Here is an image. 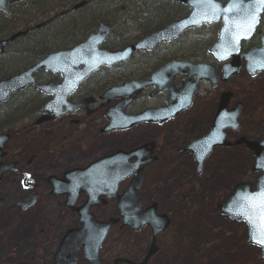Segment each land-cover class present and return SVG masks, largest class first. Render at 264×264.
<instances>
[{
    "label": "rangeland",
    "instance_id": "374dc122",
    "mask_svg": "<svg viewBox=\"0 0 264 264\" xmlns=\"http://www.w3.org/2000/svg\"><path fill=\"white\" fill-rule=\"evenodd\" d=\"M155 2L157 0L102 2L107 4V8L111 4V10L114 5L118 7L110 41L121 44L123 40L136 36L138 31L135 30L134 21L146 5L144 3L153 8ZM174 7L171 9L179 11L178 7ZM55 10L54 6H50L45 9L46 13L43 11L45 15L38 19L34 17L41 15L32 13L31 25L52 16ZM218 26L215 23L190 30L184 34L181 42L170 49L161 48L154 57L184 55V50H177L182 47L178 48L181 44L185 48L196 46L194 50H198V55H206L204 50L215 38ZM87 32H77L76 39L81 40ZM142 63L144 58L139 56L118 69H107L95 74L76 92L73 99L90 94L97 96L96 91L101 93L112 84L120 83L125 76L131 78L136 66ZM38 78L46 81L49 75L40 72ZM205 88H209L208 85ZM200 90L203 91L204 87ZM222 90L232 94L229 107L237 102L242 104L240 128L231 133L228 141L231 146L216 147L197 174V166L189 150L181 151L178 155L175 152L185 147L194 135L207 130L217 101L215 96ZM162 99L163 96L156 97L147 103L153 106ZM95 106L96 110L85 118L84 126L61 124L58 131L49 135L38 130L11 133L5 152L19 156L22 175H5L0 181V264H53L63 234L78 226V215L64 205V196L51 194L46 181L49 174L60 175L65 169L85 166L114 149H127L152 137L160 160L151 167L144 185L139 189V195L143 206L150 201L155 202L157 211L167 214L170 224L157 237V251L147 264H264L261 249L248 243L245 224L228 219L218 209V203L235 184L252 183L258 174L251 169L253 152L239 140L252 142L264 136V75L250 78L242 71L229 83L219 85L212 92V99L206 97L205 93L197 95L191 116L176 120L172 126L149 130L140 128L102 136L99 132L103 108H99L98 103ZM72 117L80 118L78 115ZM29 156H33L32 162L27 164ZM33 192L38 193L36 202L25 211H20L17 199ZM114 203L109 201L100 208H92L91 212L98 220L104 221L116 215ZM128 229L119 230L118 224L112 226L99 251L103 264H111L115 258H142L150 241V233L146 227L138 233ZM77 264H85L81 256Z\"/></svg>",
    "mask_w": 264,
    "mask_h": 264
},
{
    "label": "water",
    "instance_id": "95a60500",
    "mask_svg": "<svg viewBox=\"0 0 264 264\" xmlns=\"http://www.w3.org/2000/svg\"><path fill=\"white\" fill-rule=\"evenodd\" d=\"M168 1L187 6L189 10L186 16L172 20L134 43L117 50L101 47L110 34L111 26L100 20L95 30L89 32L82 41L71 48L48 52L25 69L0 79V103L6 102L12 95L28 86H33L35 90L49 97L43 104L41 115L34 122L35 125L48 119L74 113L80 109H85L89 114L92 111L89 110V105L95 101L93 96L84 97L76 102L70 101L69 96L101 67H111L124 63L135 52L150 51L161 43L173 41L188 29L219 20L221 24L217 31V38L209 46L208 52L218 61L230 60L221 67L222 79H228L243 68H246L251 76L264 71V34L260 36L261 48H252L245 54H238L240 42L249 39L258 26L264 5L255 2V0H243L244 12L237 13L221 11V9L232 7L229 0H226L225 3L215 0V8L206 3L197 2V0ZM15 2L26 3V0H0V11L8 13L9 6ZM85 3L82 1L74 7L83 6ZM250 3H254L256 22L250 30L245 31L233 25L232 21L238 20L243 14L253 11L252 8L248 7ZM26 32V30L16 31L0 39V55L12 41L23 37ZM242 59L245 60L244 65L241 64ZM39 71L49 73L50 78L45 82L37 81L36 74ZM182 73H185L184 81L182 86L176 88L173 79ZM57 76H59V81H57ZM192 78H194L193 81H191ZM205 79L209 80L211 85H215L217 81L216 69L208 63L185 60L170 61L160 66L151 74L149 79H131L105 89L98 99L104 100L107 104L117 100L108 107L105 114L109 119L106 130L128 129L141 121L161 123L173 115L175 111H180L189 106L193 94L199 88L200 81ZM151 85L155 88L152 94L162 90L167 92L166 105L156 109L148 108L138 115L126 113V107L141 94L144 88ZM231 96V92L228 91L221 94L217 113L210 130L191 140L183 148L189 149L194 154L198 171L201 170L203 161L214 147L231 145L225 140L226 129L229 128L231 132H236L240 128L238 117L242 104L237 102L233 108L227 110L226 106ZM173 109V113H167ZM158 117L161 119L158 120ZM8 139V133H0L1 158L4 156L3 149ZM241 142L245 143L247 149L253 152L252 171L260 172V174L254 178L253 183L239 182L235 184L224 200L219 203L218 209L224 216L236 221H243L246 224L248 242L260 247L261 256L264 257V247L253 239V236L257 235L256 229L249 224L244 216L236 214L237 206L243 202L242 197L256 194L264 188V138L252 142L241 139L239 143ZM146 144L127 150L116 149L92 160L83 167H74L64 171L61 179H57L53 175L48 176L47 181L52 182L54 189L52 193L55 195L67 194L66 205L72 209H74L79 194L81 192L87 194L85 202L75 209L79 214L81 226L68 229L64 233L55 254L54 264H76L80 250L83 251L88 264H102L101 259L98 258V251L111 226L118 222H121V226H127L133 231L148 226L151 230V240L142 260L132 261L127 258H116L112 264H147L149 258L157 250L156 238L166 230L169 219L166 214L156 211V203L154 202L143 209L141 207L137 189L140 185L142 169L151 161L141 160L145 156L143 150ZM152 144L149 143L150 146ZM15 164L16 162L8 163L0 160V179L5 172L15 171ZM129 176H137L136 181H132L120 195H117L119 183ZM100 196L118 200L116 206L118 217H111L107 221H98L94 218L89 209L92 206H100L106 203V200ZM36 197V193L20 197L18 204L26 209L34 204ZM13 264L27 263L15 262Z\"/></svg>",
    "mask_w": 264,
    "mask_h": 264
},
{
    "label": "flooded vegetation",
    "instance_id": "af4514ba",
    "mask_svg": "<svg viewBox=\"0 0 264 264\" xmlns=\"http://www.w3.org/2000/svg\"><path fill=\"white\" fill-rule=\"evenodd\" d=\"M33 1H35V0H27L25 4H23L21 2L14 3L10 7V10H14L16 8H20V9H22V8H29L30 5H31V3ZM38 1L39 2H43L44 0H38ZM54 1H55L54 7L56 9L55 11L56 12H59V14L52 15V16L46 18L45 20H43L40 23L36 24L35 25L36 27H39L40 28L43 25L48 24L50 22H55V21H57L59 19L65 18V17H71L73 14L75 15L76 12H79L82 9V7L77 8V9H74L73 8V6L76 3H78V2H80L82 0H69V1L68 0H63L62 2H60L61 0H54ZM87 1L88 2L89 1H93L92 3H94V4L95 3H99V6L102 8L101 0H87ZM103 1H105V2L108 3V1H110V0H103ZM87 5L88 4H86L85 6H87ZM110 6H111V4L109 5V8H110ZM175 6L178 7V5H175ZM179 6H180V7H178L179 10H180V8H184V11L186 10V8L184 6H182V5H179ZM106 7H107V4H104L103 10H106ZM112 8L115 9L116 14H117L118 13V7H116V5H114ZM144 8L146 10H149L150 11L151 15L147 14V17L150 20L151 19H154V18H156L158 20H161L163 18V16H164V13H165L163 10L166 11L167 9L169 10V9L175 8V7L174 6H170V5H161V6L154 5L153 8H150L149 6H144ZM179 17H181V16H177L174 19L179 18ZM115 18H116V15H115ZM169 21L165 22L164 24L168 23ZM160 27H162V26H160ZM160 27H158V28H160ZM112 30H113V25H112ZM216 33H217V30H216ZM262 34H264V10H263V12H262V14L260 16L259 24L256 27L253 35L249 39L242 40L240 42L238 54H245V53H247L252 48H261L262 47V43L260 41V36ZM144 35H141L140 37H137L136 39H134L133 41H130V42L137 41L138 39H140ZM182 39H183V36H180V37H178L177 39H175V40H173L171 42L161 43L160 45H158L157 47H155L154 49H152L150 51L142 50V51H139V52L134 53V55L132 56L131 61H133L136 57H139L140 56V57H143L144 58V63H142L141 65H137L136 66L135 70L132 73L133 76L131 77V79L132 78L133 79H138V80L148 79L153 72H155L160 66H162L163 64H165L167 62H170V61H181V60L187 61L188 60V61H191V62H199L200 61V62H203V63H208L209 65H211L214 68H216L217 81H216L215 85H211L210 81L207 80V79L200 81L199 88L193 94V97H192V100H191V103H190L189 106L184 107L183 109H181L180 111H177V112L176 111L174 112V109L173 110H170L167 113H173L174 112L173 115H171L168 119L162 121L161 123L153 122V121H141L139 123H135L130 129H126V130H113L112 129V130L106 131V128L108 126L109 121H108V118L105 116V114L107 113L109 104H107L105 101L98 100L97 99L98 96H97L96 97V102L92 105L93 108H91L92 111H91L90 114H92L96 110V108H97L95 106L96 103H98V107L99 108H101V109L103 108V110H102V113H103V122H102V127H101L100 132H99L102 136H107L108 134H110L112 132H114V133H122V132H126V131L129 132V131H132V130H139L140 128H146V129L149 130V129H155L156 127L157 128H161V127H164V126H172L173 125V122H175L176 120H180V119L185 120V119H187V118H189L191 116V114L193 112L192 110L194 108V100H195V98H196L197 95H200V94H204L205 93L206 94V97H208L209 99H212V92L215 91V90H217V87L219 85H225V84L229 83L231 81V78H233L234 76H237L242 71H244L250 78H254V77L258 76L259 74L260 75H264V71H262L260 73H257L255 76H251L250 73H249V71L246 68H243L237 74H235V75L229 77L228 79L224 80V79H222V76H221V67H222L223 64L229 62L230 60L228 59L227 61H224V62H220V61L216 60L213 57V55L208 52V47L204 50L205 51L204 53H206V55H204V54L203 55H198V53H197L198 50H194V49L197 48L196 46H186V48H185V46H183L184 44H181V45L178 46V48L181 47V46L182 47L179 48V49H177V50H184V52H183L184 55H182V53H181L177 57L174 54L170 55L169 56L170 58H168L167 56L166 57H162V58H160V57H157V58L154 57L155 53L158 50H160L161 48L164 47L166 49H170L172 45L175 46V44H178L179 42H181ZM214 39H216V35H215V38ZM214 39H213V41H214ZM186 50H189V51L186 52ZM166 54H168V53H166ZM243 63H245V60L242 59L241 64H243ZM126 64H128V63L126 62ZM126 64H117V65H114V66L109 67L108 69H115V68L118 69L119 67H121L123 65H126ZM143 65H145V67H142ZM103 70H107V69L101 68L96 74L102 72ZM184 77H185V73H182V74H178L173 79V82H174V85H175L176 88L182 86V82L184 81ZM193 80H194V78L191 79V81H193ZM84 84H86V82ZM84 84H82L81 86H83ZM206 85H208L209 88H205ZM81 86H80V88H81ZM202 87H204V90L203 91L200 90ZM153 91H154V87H152V86L147 87L144 90H142L141 95H139L136 99H134L127 106L126 112L128 114L138 115V114L142 113L144 110H146L148 108H154V109H156V108H160L162 106H165L166 105V100H167V92L165 90H162V91H160L158 93L152 94ZM219 92H218L219 95L217 93V95L215 96V99L217 101L215 103L214 111L212 112L209 125L212 124V122H213V120H214V118L216 116L217 109H218V102L220 100V96H221L223 90L222 91H219ZM160 96H163V99H162L163 101H161L159 104L150 106L147 103L150 99H153V98H156V97H160ZM72 98H73V96H72ZM164 98H165V102H164ZM79 99H81V98H79ZM79 99H75V100L78 101ZM230 107L227 106V109H229ZM36 114L39 115L40 114V110ZM72 115H75V116L78 115V116H80V118H73ZM72 115H68V116H64V117H59V118H54V119H49V120H46V121L42 122L39 125L26 126L25 128L20 129V132H21V130L28 131V132H30L32 130H38L40 133H43L45 135H49L52 132L58 131L59 130L58 126L61 125V124H65V125H67L69 127H79V126H84L85 125V118L88 116L85 113V111L81 110V111H78V112H76V113H74ZM159 119H161V117H158V120ZM208 128H207V130H208ZM61 129H64V128H61ZM14 133H16V132H14ZM68 133H70V131H68ZM231 135H232L231 132L228 131L227 132V136H226V139L228 141H229V137H231ZM10 136H11V132H10ZM10 136H9V139H8L7 143L5 144V147H4V157H3V160L5 162L16 161L17 162V164L15 165L16 166V170L15 171H8V172L4 173V175L2 176V179H3V177L5 175L6 176L7 175H10V177H11V175H20V176L22 175V166H21V160H20L19 156L16 153L8 152V154H6V152H5V148H6L8 142L10 140ZM193 138L194 137H192L191 139H193ZM149 141L153 142L152 146L147 145L146 146V149L143 150V151L146 153V150L148 148H150V153H148L147 158L148 157L149 158H152V161H150V163H148L146 166L143 167V170H142V173H141V179H140V182H139L140 183V186L138 188V191L144 185V183L146 181V178H147V174L150 171L151 167L154 166L155 164L159 163V160H160V154L155 151V144H154L153 137L152 138H147V140L141 141V142L137 143V145H140V144H143V143H146V142H149ZM229 146H231V145H229ZM225 148H230V147H225ZM231 148H233V147H231ZM213 150H212V152H213ZM212 152L210 153V155L212 154ZM179 153L180 152H177V151L175 152L176 155H178ZM189 153H190L191 158L194 161L195 167H196V161L194 159V154L191 151H189ZM32 155H34V154H32ZM32 157L33 156H29V158L26 160V163L27 164H30L32 162ZM147 158L146 157H143L142 160H146ZM202 168H203V164H202ZM200 172H197V169H196V173L197 174L200 173ZM56 176L60 177L61 175H56ZM132 179H133L132 177H129L126 180L122 181L120 183V185H119V191H118V193H121L122 190L124 188H126L130 184V182H131ZM24 183H25V181H24ZM47 184H48V186L50 187V189L52 191L51 184H49V183H47ZM32 191H33V188H32ZM85 197H86V195L84 193H81L79 195V199L80 198L81 199H80V201H78V203H81L85 199ZM139 197H140V195H139ZM65 200H67L66 197L64 198V205H65ZM109 201H114L115 202V208H116L117 199L108 200L105 203V205H107ZM140 201H141V197H140ZM151 203L152 202L150 201L147 205H149ZM146 206H143L142 205L143 208L146 207ZM100 207L101 206H96V207H92V208H100ZM17 208L20 211H25L24 209L21 208V205H17ZM169 224H170V222H169ZM168 227H169V225H168ZM118 228H119V230L128 229L127 227L121 226L120 223H118ZM146 229H147L148 233H151V230H150L149 227H146ZM140 231H141V229H140ZM132 232H135V233L137 232L138 233V231H132ZM80 256L85 261V264H87V261L85 260V258H84V256H83L82 253H80ZM79 259H80V257H79ZM135 260H137V259H135Z\"/></svg>",
    "mask_w": 264,
    "mask_h": 264
},
{
    "label": "trees",
    "instance_id": "16d2710c",
    "mask_svg": "<svg viewBox=\"0 0 264 264\" xmlns=\"http://www.w3.org/2000/svg\"><path fill=\"white\" fill-rule=\"evenodd\" d=\"M61 0L60 2H62ZM69 1V0H68ZM125 1H138V0H125ZM87 2V6L83 7L79 12L71 17H65L55 22H50L43 25L41 28L31 25L32 13H39L41 16H35L34 19L41 18L45 15V9L50 6H54V0H44L39 2L35 0L31 3L29 8H16L10 10V14L5 15L0 13V38L7 36L20 29H28L25 36L15 39L0 55V79L18 72L21 69L26 68L36 60L43 57L47 52L57 50L60 48L69 47V45L78 41L76 39V33L80 31L91 30L98 20H104L106 22L113 23L116 18L115 9L111 10L109 7L103 10L105 2L101 0L102 8L99 3ZM148 6L147 3H144ZM154 5H170L175 6L177 4L157 0ZM178 7H180L178 5ZM29 10L33 12H28ZM43 11L45 13H43ZM164 16L161 20L156 18L149 19L147 14L151 15L149 10L145 8L139 12V16L134 21L136 23L135 30L138 31L137 36L123 40L121 44L117 42L113 43L110 40L107 41L105 46L107 48H117L126 43L133 41L137 37L144 35L148 32L158 29L163 24L177 16L184 14V8H180L179 11L172 9L163 10ZM59 12H54L53 15H57ZM144 14V15H143ZM142 15V16H141ZM46 19V18H45ZM31 26V27H30ZM83 36V35H82ZM68 44L67 42H70ZM40 73L37 75V79ZM130 76H125L124 79H128ZM98 94V91L96 92ZM46 97L37 92L33 87H28L9 98V100L3 104H0V132L14 131L18 128V131L25 127L29 122L35 118V113L40 109L41 104L45 101ZM18 126V127H17Z\"/></svg>",
    "mask_w": 264,
    "mask_h": 264
},
{
    "label": "snow or ice",
    "instance_id": "6c2138e0",
    "mask_svg": "<svg viewBox=\"0 0 264 264\" xmlns=\"http://www.w3.org/2000/svg\"><path fill=\"white\" fill-rule=\"evenodd\" d=\"M197 2L206 3L213 8L216 7L215 0H197ZM232 7L227 9H221V11L227 12H244L243 0H229ZM261 5H264V0H255ZM249 8L253 11L243 14L238 20H233L232 23L237 28H242L245 31L251 29V27L256 22V15L254 14V3H250ZM215 14V12H213ZM242 203H240L236 208V214L244 216L250 225L257 231V235L253 236L256 243L264 247V188L256 194H250L241 198Z\"/></svg>",
    "mask_w": 264,
    "mask_h": 264
},
{
    "label": "bare ground",
    "instance_id": "6f19581e",
    "mask_svg": "<svg viewBox=\"0 0 264 264\" xmlns=\"http://www.w3.org/2000/svg\"><path fill=\"white\" fill-rule=\"evenodd\" d=\"M202 133H199V134H197V135H194L193 137L194 138H196V137H198V136H200ZM262 138H264V136L263 137H261V138H259V139H262ZM255 173V172H254ZM257 175H259V173L257 174ZM28 194H26V195H21V196H27ZM115 204V203H114ZM79 205V204H78ZM78 227V226H77Z\"/></svg>",
    "mask_w": 264,
    "mask_h": 264
}]
</instances>
